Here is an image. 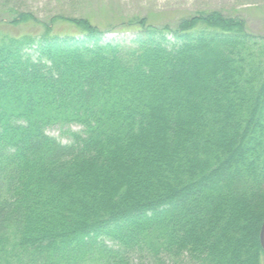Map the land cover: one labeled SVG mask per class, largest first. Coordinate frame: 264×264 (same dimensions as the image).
<instances>
[{"label": "trees", "instance_id": "16d2710c", "mask_svg": "<svg viewBox=\"0 0 264 264\" xmlns=\"http://www.w3.org/2000/svg\"><path fill=\"white\" fill-rule=\"evenodd\" d=\"M15 15L42 31L0 40V264H264V36Z\"/></svg>", "mask_w": 264, "mask_h": 264}, {"label": "rangeland", "instance_id": "374dc122", "mask_svg": "<svg viewBox=\"0 0 264 264\" xmlns=\"http://www.w3.org/2000/svg\"><path fill=\"white\" fill-rule=\"evenodd\" d=\"M202 12H218L243 20L248 33L264 36V0H0V40L4 36L40 33L42 26L33 22L10 23L15 14L28 13L38 23L52 27L51 32L61 35L78 31L63 19L85 20L102 33V42L127 48L133 46L139 33L140 19L146 26L173 30L180 20ZM70 129L78 131L80 127ZM46 132L62 143L69 142L57 126L47 128Z\"/></svg>", "mask_w": 264, "mask_h": 264}, {"label": "water", "instance_id": "95a60500", "mask_svg": "<svg viewBox=\"0 0 264 264\" xmlns=\"http://www.w3.org/2000/svg\"><path fill=\"white\" fill-rule=\"evenodd\" d=\"M259 240H260L261 248H262V250L264 252V222L262 224L261 231H260V234H259Z\"/></svg>", "mask_w": 264, "mask_h": 264}]
</instances>
